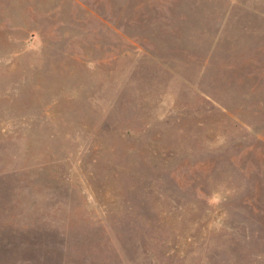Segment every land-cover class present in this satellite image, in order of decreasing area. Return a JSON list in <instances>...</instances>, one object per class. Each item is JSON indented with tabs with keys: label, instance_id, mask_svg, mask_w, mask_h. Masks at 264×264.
<instances>
[{
	"label": "rangeland",
	"instance_id": "374dc122",
	"mask_svg": "<svg viewBox=\"0 0 264 264\" xmlns=\"http://www.w3.org/2000/svg\"><path fill=\"white\" fill-rule=\"evenodd\" d=\"M0 264H264V0H0Z\"/></svg>",
	"mask_w": 264,
	"mask_h": 264
}]
</instances>
